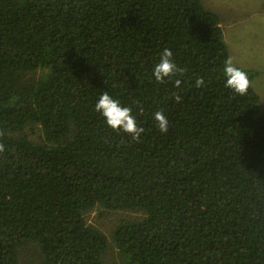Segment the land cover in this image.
<instances>
[{
  "label": "trees",
  "instance_id": "16d2710c",
  "mask_svg": "<svg viewBox=\"0 0 264 264\" xmlns=\"http://www.w3.org/2000/svg\"><path fill=\"white\" fill-rule=\"evenodd\" d=\"M221 23L202 0H0V264H264L258 73L225 87ZM165 48L183 72L159 83ZM95 209L122 213L110 238Z\"/></svg>",
  "mask_w": 264,
  "mask_h": 264
},
{
  "label": "rangeland",
  "instance_id": "374dc122",
  "mask_svg": "<svg viewBox=\"0 0 264 264\" xmlns=\"http://www.w3.org/2000/svg\"><path fill=\"white\" fill-rule=\"evenodd\" d=\"M204 6L219 14L225 41L233 64L258 73L253 84L260 95L264 110V0H202ZM122 213H100L98 209L87 215L88 224L103 230L109 238L111 227ZM31 249L22 253L28 258ZM106 258L119 261V249L110 245Z\"/></svg>",
  "mask_w": 264,
  "mask_h": 264
},
{
  "label": "clouds",
  "instance_id": "9594fccd",
  "mask_svg": "<svg viewBox=\"0 0 264 264\" xmlns=\"http://www.w3.org/2000/svg\"><path fill=\"white\" fill-rule=\"evenodd\" d=\"M224 74L226 77L225 87L231 89L234 93L244 96L247 94L250 87V79L248 74L236 67L232 59H225ZM178 72L182 73L183 69L178 68L173 60V53L171 49L165 48L160 54L159 62L155 65L153 75L155 80L159 83L165 82L167 78L176 75ZM179 85L180 81L177 80ZM205 84L202 77L195 80L196 87H201ZM176 101H181L182 97L175 96ZM95 111L100 113L106 121L108 127L112 130L120 132L123 131L129 134L132 140L139 142L141 134L144 132L142 127H138L135 117L132 115V109L127 106H122L120 102L111 97L107 91L100 95L95 104ZM154 120L157 127L163 133L168 131L169 121L163 114V110H158L154 113ZM3 151V145L0 144V152Z\"/></svg>",
  "mask_w": 264,
  "mask_h": 264
}]
</instances>
